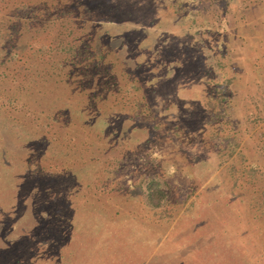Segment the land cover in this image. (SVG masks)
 I'll use <instances>...</instances> for the list:
<instances>
[{
  "label": "rangeland",
  "instance_id": "1",
  "mask_svg": "<svg viewBox=\"0 0 264 264\" xmlns=\"http://www.w3.org/2000/svg\"><path fill=\"white\" fill-rule=\"evenodd\" d=\"M0 264H264V0H0Z\"/></svg>",
  "mask_w": 264,
  "mask_h": 264
},
{
  "label": "trees",
  "instance_id": "2",
  "mask_svg": "<svg viewBox=\"0 0 264 264\" xmlns=\"http://www.w3.org/2000/svg\"><path fill=\"white\" fill-rule=\"evenodd\" d=\"M145 195L147 198V203H149L150 205H156L157 204V199H158V190L156 189V182L154 181H149L147 183V186L145 187Z\"/></svg>",
  "mask_w": 264,
  "mask_h": 264
}]
</instances>
